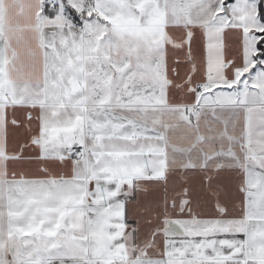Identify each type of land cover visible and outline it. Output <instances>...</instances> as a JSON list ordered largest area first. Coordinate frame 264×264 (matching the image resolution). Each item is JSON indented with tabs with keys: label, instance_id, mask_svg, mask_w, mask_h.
Masks as SVG:
<instances>
[{
	"label": "crops",
	"instance_id": "crops-1",
	"mask_svg": "<svg viewBox=\"0 0 264 264\" xmlns=\"http://www.w3.org/2000/svg\"><path fill=\"white\" fill-rule=\"evenodd\" d=\"M51 2L0 0V264H264L258 0Z\"/></svg>",
	"mask_w": 264,
	"mask_h": 264
},
{
	"label": "rangeland",
	"instance_id": "rangeland-1",
	"mask_svg": "<svg viewBox=\"0 0 264 264\" xmlns=\"http://www.w3.org/2000/svg\"><path fill=\"white\" fill-rule=\"evenodd\" d=\"M58 1L60 3V9L61 10L65 9V5L62 2V0H58ZM241 1H246V0H241ZM249 10H250V13L248 14L249 16H247L245 19L246 22L244 20H240L241 19L240 16H237V20L243 22L247 31H251L252 33L250 44H249L250 50L247 52V58L250 59V63L252 67L251 71L248 72V74H251V81L247 83V86L250 85L249 87L252 88V93L248 97L251 98L252 100H258L259 98L264 99V56L263 57L260 56L261 57L260 59L257 56L258 58L257 60L255 58L256 56H253L255 52L257 53L260 52V49L258 47L260 40H258L257 37L254 36L253 32L254 31L259 32L260 28L264 27V23L256 17L257 15L254 13L253 8ZM68 122H69V126L71 127V130L73 133L74 130H76L77 128V125H76L77 123H71L70 121ZM64 130H67V128H65ZM72 133L70 132L67 133L68 138L71 137ZM71 139H68V140L70 141Z\"/></svg>",
	"mask_w": 264,
	"mask_h": 264
},
{
	"label": "trees",
	"instance_id": "trees-1",
	"mask_svg": "<svg viewBox=\"0 0 264 264\" xmlns=\"http://www.w3.org/2000/svg\"><path fill=\"white\" fill-rule=\"evenodd\" d=\"M258 4H259V7H258L259 17H260V20L264 23V0H258ZM50 5H51L50 0H44V12L45 14L51 16L54 13L52 10H50L51 9ZM260 35L262 36V39L259 41V46H258L260 49V52L258 53L259 58L264 56V31L260 33Z\"/></svg>",
	"mask_w": 264,
	"mask_h": 264
},
{
	"label": "built area",
	"instance_id": "built-area-1",
	"mask_svg": "<svg viewBox=\"0 0 264 264\" xmlns=\"http://www.w3.org/2000/svg\"><path fill=\"white\" fill-rule=\"evenodd\" d=\"M54 6V3L51 2L50 8H52ZM71 159L76 160V161H81L83 159V152L81 150H75L72 154H71Z\"/></svg>",
	"mask_w": 264,
	"mask_h": 264
}]
</instances>
